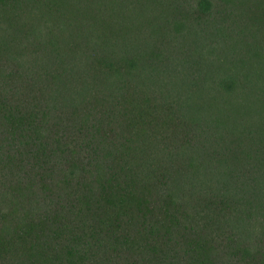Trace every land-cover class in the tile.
I'll use <instances>...</instances> for the list:
<instances>
[{"label":"trees","instance_id":"trees-1","mask_svg":"<svg viewBox=\"0 0 264 264\" xmlns=\"http://www.w3.org/2000/svg\"><path fill=\"white\" fill-rule=\"evenodd\" d=\"M0 264H264V0H0Z\"/></svg>","mask_w":264,"mask_h":264}]
</instances>
